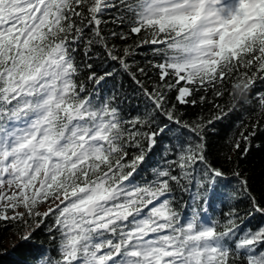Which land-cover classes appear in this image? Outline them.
Returning a JSON list of instances; mask_svg holds the SVG:
<instances>
[{
    "label": "snow or ice",
    "instance_id": "obj_1",
    "mask_svg": "<svg viewBox=\"0 0 264 264\" xmlns=\"http://www.w3.org/2000/svg\"><path fill=\"white\" fill-rule=\"evenodd\" d=\"M257 85L264 0H0V221L43 227L37 264H264V188L209 151L237 115L248 154Z\"/></svg>",
    "mask_w": 264,
    "mask_h": 264
},
{
    "label": "trees",
    "instance_id": "obj_2",
    "mask_svg": "<svg viewBox=\"0 0 264 264\" xmlns=\"http://www.w3.org/2000/svg\"><path fill=\"white\" fill-rule=\"evenodd\" d=\"M141 63L144 62L143 57H138ZM105 67H111L109 63H105ZM127 83V79L125 78ZM257 87H264V85H257ZM129 89V95H131ZM209 100L213 97L209 93ZM174 102V101H173ZM218 104L226 105L229 103V96L226 93L223 97L216 101ZM132 105L140 104L141 109L144 106L142 98H136L131 101ZM180 111L185 113V120H195L198 117H208L211 111V105L205 103L203 106L197 105L195 107L181 106ZM242 119H247V113ZM238 119L237 115L217 123L214 128L209 129V144H210V158L217 165H222L228 172V180L222 181L223 186L227 185L229 188H238L237 179L232 176V170H238L245 176L250 177V183L253 185V190L258 191L264 188V124L256 131V136L251 140L250 151L247 155L237 154L236 152H229L230 141L238 133ZM159 152V149H157ZM231 155L232 160H225V155ZM159 159V155L155 157ZM150 178V177H149ZM246 203V202H245ZM243 207V204L241 205ZM221 208L219 203L216 205L215 216L220 217ZM27 219V217H25ZM261 218L255 217L250 223L255 225L260 223ZM26 229L19 222H4L0 221V264H37V260L33 257L41 249H50L52 245L48 241L47 234L43 227L37 229L33 238L28 241H22L20 236L25 233Z\"/></svg>",
    "mask_w": 264,
    "mask_h": 264
},
{
    "label": "rangeland",
    "instance_id": "obj_3",
    "mask_svg": "<svg viewBox=\"0 0 264 264\" xmlns=\"http://www.w3.org/2000/svg\"><path fill=\"white\" fill-rule=\"evenodd\" d=\"M0 203H3V202H0ZM39 210H40V211H43V210H44L43 206H39ZM17 211H23V209H22V208H20V209H17ZM8 214H9V215H11V214H12V211H11V209H9V212H8Z\"/></svg>",
    "mask_w": 264,
    "mask_h": 264
}]
</instances>
